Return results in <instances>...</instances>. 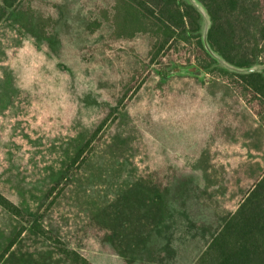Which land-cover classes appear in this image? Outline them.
Listing matches in <instances>:
<instances>
[{"label": "rangeland", "instance_id": "1", "mask_svg": "<svg viewBox=\"0 0 264 264\" xmlns=\"http://www.w3.org/2000/svg\"><path fill=\"white\" fill-rule=\"evenodd\" d=\"M120 4L21 0L7 11L0 191L92 264H195L264 173V105L235 76L197 67L211 61L200 3V38L154 60L150 29L117 36ZM21 225L0 207V257L17 237L0 264H74L28 222L16 236Z\"/></svg>", "mask_w": 264, "mask_h": 264}, {"label": "trees", "instance_id": "2", "mask_svg": "<svg viewBox=\"0 0 264 264\" xmlns=\"http://www.w3.org/2000/svg\"><path fill=\"white\" fill-rule=\"evenodd\" d=\"M206 9L211 25L207 41L211 49L229 65L244 71L220 66L199 40L209 56L208 63H199L201 72L235 76L233 87L245 99L252 94L264 105V0H198ZM21 0H1L0 23L9 9L17 8ZM118 37L132 38L138 32L148 31L157 39L150 51L154 60L166 46L173 42H190L200 38L202 12L198 5L188 0H122L119 5ZM149 22V23H148ZM245 93V94H243ZM245 95V96H244ZM99 128L92 134L73 160L79 162L89 143L96 138ZM0 207L22 222L16 236L30 223L34 233L52 243L58 251L74 264H92L75 249L50 231L42 220L30 221L26 213L0 191ZM17 237L6 247L0 258L9 252ZM1 260V259H0ZM195 264H264V173L249 191L243 202L213 237Z\"/></svg>", "mask_w": 264, "mask_h": 264}, {"label": "water", "instance_id": "3", "mask_svg": "<svg viewBox=\"0 0 264 264\" xmlns=\"http://www.w3.org/2000/svg\"><path fill=\"white\" fill-rule=\"evenodd\" d=\"M196 5L198 4L199 5V3L198 2H194ZM200 6V5H199ZM209 29V28H208ZM207 33H208V30H207V32H206V34L204 35V43H205V46H206V48L208 49V51L211 53V54H213V55H215V52L211 49V47L209 46V44H208V41H207ZM252 69H255V68H252ZM243 70V69H242Z\"/></svg>", "mask_w": 264, "mask_h": 264}]
</instances>
